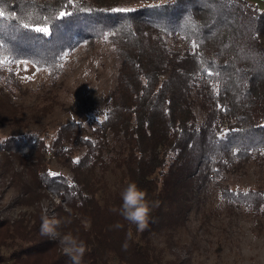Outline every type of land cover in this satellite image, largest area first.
Returning <instances> with one entry per match:
<instances>
[{
    "label": "trees",
    "instance_id": "16d2710c",
    "mask_svg": "<svg viewBox=\"0 0 264 264\" xmlns=\"http://www.w3.org/2000/svg\"><path fill=\"white\" fill-rule=\"evenodd\" d=\"M117 2L0 0L2 88L3 63L54 80L66 52L98 40L116 59L103 119L60 124L49 144L33 132L0 142L19 202L49 191L65 206L56 239L39 215L0 219V264H165L157 241L192 217L224 209L264 221V188L228 182L249 164L264 174V12L247 0ZM0 93V123L15 122ZM49 156L67 173H50Z\"/></svg>",
    "mask_w": 264,
    "mask_h": 264
},
{
    "label": "rangeland",
    "instance_id": "374dc122",
    "mask_svg": "<svg viewBox=\"0 0 264 264\" xmlns=\"http://www.w3.org/2000/svg\"><path fill=\"white\" fill-rule=\"evenodd\" d=\"M118 1L119 7L133 8L165 0ZM247 1L264 12V0ZM2 67L11 81L10 89L2 88L3 84L0 89L4 95L10 93V103L16 105L14 115L18 119L0 123V142L9 136L33 132L45 135L49 144L60 124L78 120L89 127L105 116V104L116 79L115 54L111 45L101 40L82 43L66 52L62 72L54 80L45 69L27 61L3 63ZM5 160L0 153V219L39 215L48 236L56 239L55 211L57 206H65L49 191L30 207L19 202ZM47 162L50 173H67L51 156ZM109 181L112 186L115 180L110 176ZM228 182L232 187L264 188V174L254 164H249L229 177ZM216 202L218 197L214 194L213 207ZM59 241L62 250L71 251L66 238ZM156 246L165 264L176 256L186 264H264V221L258 224L244 212L227 214L223 209L205 221L202 217H192L187 228L179 229L169 242L161 238ZM111 264L116 263L111 261Z\"/></svg>",
    "mask_w": 264,
    "mask_h": 264
}]
</instances>
